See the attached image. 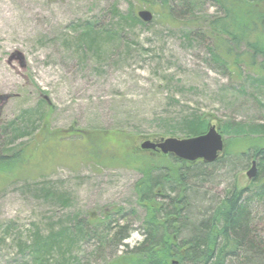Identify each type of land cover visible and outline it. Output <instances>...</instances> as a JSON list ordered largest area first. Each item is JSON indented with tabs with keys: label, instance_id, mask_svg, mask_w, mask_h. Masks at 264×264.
Instances as JSON below:
<instances>
[{
	"label": "rangeland",
	"instance_id": "1",
	"mask_svg": "<svg viewBox=\"0 0 264 264\" xmlns=\"http://www.w3.org/2000/svg\"><path fill=\"white\" fill-rule=\"evenodd\" d=\"M173 7L174 22L155 14L152 23L133 25L114 9L123 16L150 11L134 0H0V153L29 154L0 171V264H32L36 234L76 231L77 222L105 213L112 227L129 225L124 245L136 247L145 214L136 194L141 175L102 159L124 156L126 147L132 158L160 156L143 145L185 138L182 122L192 116H206L209 127L220 128L230 155L218 165L194 168L211 175L205 183L211 199L252 187V161L264 174L253 152L240 156L256 138L252 130L264 125V79L254 72L262 59L255 58V70L243 65L239 77L230 73L215 62L210 37L220 9L212 0ZM90 25L94 31L86 36ZM244 46L236 52L244 55ZM16 52L24 56L25 69L18 60L9 63ZM39 111L46 113L45 125ZM13 122L32 136L13 142L4 137ZM197 193L200 202L203 192ZM251 203L252 227L261 236L264 204ZM72 238L68 264H106L126 250L111 235L103 244L92 235ZM60 261L54 254L50 264ZM228 264L264 263L242 252Z\"/></svg>",
	"mask_w": 264,
	"mask_h": 264
},
{
	"label": "trees",
	"instance_id": "2",
	"mask_svg": "<svg viewBox=\"0 0 264 264\" xmlns=\"http://www.w3.org/2000/svg\"><path fill=\"white\" fill-rule=\"evenodd\" d=\"M134 1L147 5L160 20L174 22L173 3L183 0ZM212 3L222 14V17H214L215 20L210 23V37L217 47V53H214L215 62L227 67L230 73L239 77L243 65L255 70V58H261L258 70L254 72L261 74L264 79V0H212ZM190 7L189 11L195 9L194 5ZM114 12L122 21L133 25H146L136 12L127 16H123L117 9H114ZM89 29L90 31L85 33L86 36L94 31L92 25ZM242 45H245L244 55L247 60L242 59L243 54L236 52ZM32 114L30 116H33ZM44 114L46 113L40 112L39 121L45 125ZM208 121L203 115L187 118L182 122L185 135L182 139L205 134L209 129ZM252 132L256 138L250 140L251 143L247 145L244 143L247 149L242 151L240 156L245 157L246 152H253V158L258 159L261 170L264 171V125L254 128ZM25 134L29 135L26 130L18 129L13 122L5 128L3 136H11L10 141L13 142ZM110 151L108 149L104 152ZM20 154L29 156L26 150H10V154L6 155L0 153V171L4 173L3 168L9 169L8 166L16 162ZM229 156L226 152L219 161L212 164L188 163L171 155L141 156L136 159L130 157L128 147L124 148V156L104 155V165L113 163L130 167L141 175L136 185V194L138 204L145 210L143 240L130 250L129 245H124L130 238L129 225L112 227L111 214L105 213L103 219L90 217L86 224L77 222L76 231L63 227L56 232L57 235L36 234L30 247L32 264H50L54 254L61 260L58 264H68L67 256L71 253L74 242L72 237L82 239L88 235L96 237L102 244L105 239L109 242L111 235L117 247L122 246L121 244L125 246L126 250L120 256L106 264H228L230 259L237 261L242 252L248 255L249 259L251 256L252 259L264 263V234L259 236L257 230L252 227L251 219V202L260 199L264 204V179L252 183V187L246 190L235 189L231 192L227 189L222 198L218 194L211 199L205 188L206 180L212 178L211 175L198 174V169H194L198 165H218ZM198 191L201 194L203 192L200 202L197 200ZM189 198L197 200L193 202L195 206ZM65 204H68V200H65ZM192 207H195L194 212L197 213L191 214L190 217ZM187 230L191 231L189 239L186 238ZM173 233L177 235L175 241ZM179 244L185 247L184 254L175 252V246L178 248Z\"/></svg>",
	"mask_w": 264,
	"mask_h": 264
},
{
	"label": "water",
	"instance_id": "3",
	"mask_svg": "<svg viewBox=\"0 0 264 264\" xmlns=\"http://www.w3.org/2000/svg\"><path fill=\"white\" fill-rule=\"evenodd\" d=\"M138 17L144 23L149 24L154 20V14L148 10H142L138 13ZM264 36V30H263ZM20 61L21 66L25 69L24 56L16 52L9 60ZM143 149H152L161 152L163 155H172L181 161L188 163H196L203 161L207 164L217 162L226 153V141L220 133V128L211 125L206 134L186 139L179 138H160L154 142H147L143 145ZM256 162L248 173L250 178L256 175Z\"/></svg>",
	"mask_w": 264,
	"mask_h": 264
},
{
	"label": "flooded vegetation",
	"instance_id": "4",
	"mask_svg": "<svg viewBox=\"0 0 264 264\" xmlns=\"http://www.w3.org/2000/svg\"><path fill=\"white\" fill-rule=\"evenodd\" d=\"M254 162H256V161H252V165H253ZM256 163H257V162H256ZM256 169H257V167H256ZM250 171H251V170H250ZM250 171L247 172V177H248L249 180L251 181L250 184L259 181V180H260V179H259L260 176H259L258 170H256V175H255L253 178H250V177L248 176V173H249ZM246 189H248V188H245V189H239V190H246ZM259 201H260V199H254L252 202L255 204L256 202H259ZM251 206H252V203H251ZM92 218H94V217H92ZM94 219H95V218H94ZM261 229H262V228H261ZM257 233H258V234H261V232L258 231V230H257ZM254 234H255V233H254ZM172 236H173L174 241L177 240V238H176L177 235H176V234L173 233ZM179 236H180V235H179ZM175 252H177V253H183V254H184V252H185V247H183V244H179L178 248H176V246H175ZM174 264H177V263H174Z\"/></svg>",
	"mask_w": 264,
	"mask_h": 264
}]
</instances>
